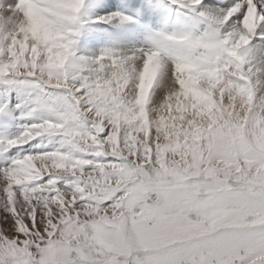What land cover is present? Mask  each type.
<instances>
[{"label":"snow or ice","instance_id":"1","mask_svg":"<svg viewBox=\"0 0 264 264\" xmlns=\"http://www.w3.org/2000/svg\"><path fill=\"white\" fill-rule=\"evenodd\" d=\"M82 2L0 0V264H264V0L94 56Z\"/></svg>","mask_w":264,"mask_h":264},{"label":"bare ground","instance_id":"2","mask_svg":"<svg viewBox=\"0 0 264 264\" xmlns=\"http://www.w3.org/2000/svg\"><path fill=\"white\" fill-rule=\"evenodd\" d=\"M163 3L167 2L161 0L159 5ZM143 4L142 0H83L80 22L75 29L77 34L74 36L76 54L83 56H94L102 52L127 54L138 48L150 47L158 36L166 32L169 34H189L188 29L193 30L191 16L189 15L188 19L175 17L176 9L170 5L163 9L165 10L164 14L152 16V19L155 18L154 22L159 23V25L154 26V30L147 28L150 19H142L131 14L137 8H142ZM153 12L156 14V9ZM117 13L120 16L128 17V20L124 23L119 22V20H113L111 23L94 22L97 17ZM136 18L139 19V22Z\"/></svg>","mask_w":264,"mask_h":264},{"label":"rangeland","instance_id":"3","mask_svg":"<svg viewBox=\"0 0 264 264\" xmlns=\"http://www.w3.org/2000/svg\"><path fill=\"white\" fill-rule=\"evenodd\" d=\"M142 1L144 2L142 8L139 7L135 11H133L132 13L131 12H129V13L137 15V16H139V18H142V19H150L151 20L150 23H152L155 27L158 26L159 23H157V24L154 23L155 18L152 19V16L164 14L165 10H163V9L167 8L169 5L173 6L174 9H176V12L174 14L175 17H177L179 19H188L189 18L188 11L185 8L180 7L177 3L173 2V0H165L167 3H163L161 5H159L161 0H142ZM154 9H156V14L153 12ZM184 9H185V11H184ZM137 12H138V14H137ZM121 15H123V14H121ZM145 16H151V17L147 18ZM136 20H138V22H139V19L136 18ZM189 24H191V23H189ZM181 25H182V23H181ZM148 27H149V25L147 26V28ZM13 151H15V150H13Z\"/></svg>","mask_w":264,"mask_h":264}]
</instances>
